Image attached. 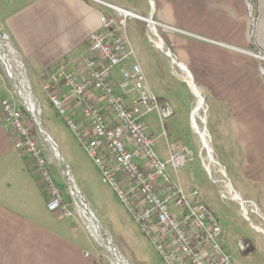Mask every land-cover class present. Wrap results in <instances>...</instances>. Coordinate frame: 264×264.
I'll return each instance as SVG.
<instances>
[{
	"label": "crops",
	"instance_id": "1",
	"mask_svg": "<svg viewBox=\"0 0 264 264\" xmlns=\"http://www.w3.org/2000/svg\"><path fill=\"white\" fill-rule=\"evenodd\" d=\"M162 1L163 8H154L153 15L158 17L167 45L174 49L172 57L186 69L202 95L205 124L211 113V134L205 130L212 158L226 177L223 182L264 221V0ZM14 3L0 0L1 7ZM27 7L9 19L7 28L13 36L12 46L27 64L26 71L38 81L47 78L56 64L83 54L88 35L98 29L100 15H105L90 0H35ZM151 13L150 9L148 18L142 19H151ZM131 63L126 61L123 67ZM139 65L146 70L144 64ZM114 73L118 74L115 79ZM120 79L119 68L113 69L110 84L117 86ZM10 96L5 82L0 100ZM158 100L169 106L166 100ZM125 101L129 105L128 97ZM94 103L112 120L101 101ZM69 106L81 123L79 110ZM194 110L191 106L192 113ZM14 139L12 128L0 121V264H99L84 249L66 217L48 210V195L34 162L14 148ZM182 142L190 149L187 141ZM173 180L187 194L192 188L199 191L195 184L182 186L177 173ZM201 198L216 216L222 230L221 246L229 254L225 248L229 233Z\"/></svg>",
	"mask_w": 264,
	"mask_h": 264
},
{
	"label": "built area",
	"instance_id": "2",
	"mask_svg": "<svg viewBox=\"0 0 264 264\" xmlns=\"http://www.w3.org/2000/svg\"><path fill=\"white\" fill-rule=\"evenodd\" d=\"M105 6L115 12L117 22L110 15H102L98 29L87 37L86 51L56 64L47 78L39 80L42 90L47 93L56 87L57 92L49 96L51 107L95 164L102 182L112 188L154 246L161 264H235L221 246V227L199 191L192 188L185 193L166 171L168 165L176 174L191 162L192 151L182 141L173 146L167 142L169 157L163 163L152 150L154 142L146 133L143 117L156 111L163 123L172 111L168 105L160 106L150 90L123 32L126 19L136 16L118 7ZM0 58L7 64L1 52ZM128 60L132 61L130 67H123ZM115 68H119L121 79L114 88L109 77ZM6 79V73H0V89L5 87ZM91 91L97 93L112 120L91 100ZM14 94L0 100V121L12 128L14 148L28 154L34 162L40 184L48 195V210L70 216ZM125 97L129 98V105ZM70 103L79 110L81 123L70 113ZM198 156L201 159L200 148ZM238 249L243 251L245 247L239 243Z\"/></svg>",
	"mask_w": 264,
	"mask_h": 264
},
{
	"label": "rangeland",
	"instance_id": "3",
	"mask_svg": "<svg viewBox=\"0 0 264 264\" xmlns=\"http://www.w3.org/2000/svg\"><path fill=\"white\" fill-rule=\"evenodd\" d=\"M90 1L103 10L105 15H110L115 22L118 20L115 12L105 5L121 8L136 16L126 19L123 32L138 63L146 66V70L143 71V74L150 90L156 98L166 100L165 102L169 104L174 112L173 116L163 123L157 118L156 111L148 113L144 118L146 133L154 142L152 146L153 152L163 163L168 160L169 155L166 138L163 135L164 133H166L171 146H173L176 141L181 140L189 143V147L192 151V160L177 171V176L181 185L185 186V184L188 183L191 185L195 184L199 189L201 197H203L210 209L217 215L221 224L225 226V230L229 233L225 248L232 260L235 262L241 261L242 264H264V221L258 217L256 210L251 207V205H248V208L242 207L238 200L231 197L233 193L223 182L225 178L221 173V168L216 166V164H212V162L207 159L208 147L202 149L200 137L197 134L199 137L198 141L194 133L196 129L201 130L206 128L211 134L212 116L211 113L208 114L211 117L209 119L208 116L205 124L198 116L193 115L191 106L195 108L198 99L188 85L190 78L183 77L178 67L172 64L170 57L164 53V44L170 49L171 53L168 51L165 52L172 54L174 53V49L170 45H167L165 34L163 33L164 30L157 24L158 17L157 15H153L154 8L158 11L160 8H163V1ZM84 3H88V0H84ZM34 4L35 0H15L13 5L4 4V6H0V33L7 36L6 40L3 41V50L6 59L10 60L9 65H11V69L18 78L20 70L13 62V56L9 54V49L6 46L7 41L14 49L11 44V42L14 44L13 36L8 30L7 25L9 19L12 18L14 14L17 15L18 12L23 11L21 9L26 6H28L27 8L32 7ZM150 9L152 12L151 20L155 23V26L149 25L148 28L147 22L141 19L148 18ZM102 15L104 14H101L100 17ZM156 34H158L164 43H161L164 51L159 50L156 46L155 42L160 41ZM161 54L168 61L165 60ZM17 56L20 59L18 54ZM22 60L20 59L23 66V76L28 84V92L36 104L38 121L40 122V126L56 145L62 162L70 171L68 183L74 187L78 195L84 197V200L88 199L89 209L100 223L102 229L105 230L108 240L112 245L116 246L120 252L118 253L124 258L127 264H161V259L155 251L154 246L148 241L138 225L129 216L126 209L115 196L112 188L102 182L97 167L87 156L81 144L66 126L62 118L59 117L56 111L51 107L48 94L42 90L39 81L34 79L33 74L26 71L28 70L27 64L24 60L22 62ZM0 73L2 75L4 74L1 65ZM117 77L118 74H112L113 79ZM194 82L195 81H193V83ZM6 84L10 92L14 93V89L8 79H6ZM115 87L116 85L114 88ZM89 95L92 96V101H100L99 97L92 95V93ZM200 96L202 98L201 93ZM14 97L19 105L22 106V102L18 96L14 94ZM158 101L160 106L166 105V103H162L160 100ZM22 109L24 110L23 106ZM187 109L190 115H187ZM188 116L189 120L187 123ZM199 116L206 119L207 113L205 106L203 111L200 110ZM192 117H194L193 122L196 129L192 127ZM29 120L31 121L30 117ZM29 126L30 128L32 126L31 133L35 137L38 147L48 162L51 178L70 213V216H65L66 221L75 227L77 236L82 242L84 249L90 254H94L99 264H115L110 252L93 231V225L74 202L68 183L65 180L64 172L67 168L61 165L59 160L55 158L51 146L42 139L32 121ZM199 148L202 150L200 153L201 159L197 154ZM50 161L54 162L53 165L50 164ZM166 171L172 179L175 178V173L170 166H166ZM230 179L235 185V181H233L232 177H230ZM86 182H88V185H86ZM57 213L60 212L57 211ZM60 215L62 214L60 213ZM253 226H255V229ZM239 242L245 247L243 251H239L238 249Z\"/></svg>",
	"mask_w": 264,
	"mask_h": 264
},
{
	"label": "water",
	"instance_id": "4",
	"mask_svg": "<svg viewBox=\"0 0 264 264\" xmlns=\"http://www.w3.org/2000/svg\"><path fill=\"white\" fill-rule=\"evenodd\" d=\"M250 1V0H249ZM250 9H251V4H250ZM145 21L148 24V28H149V22L151 21V19H145ZM3 34L0 33V36H2ZM157 38L160 40V43L164 44L162 39L158 36V34L156 35ZM165 45V44H164ZM176 60V59H175ZM0 64L2 65V68L4 70V72L7 75V78L11 84V86L14 89L15 94L18 96V98L20 99V101L22 102V106L25 110V112L29 115L33 125L35 126L36 130L38 131L39 135L42 137V139L51 146V148H53L54 150V156L57 160H59V162L61 163V165H63L64 167H66V165L62 162L59 151L56 147V145L52 142V140L50 139V137L48 136V134L45 132V130L40 126V122L38 121V117H37V112H32L28 109L25 101H24V96L22 93V90L17 86V84L15 83V72L4 62V60L2 58H0ZM196 86V85H195ZM197 87V86H196ZM67 168V167H66ZM65 175V180L68 183V179L70 177V171L67 168L64 172ZM222 175L224 176L225 180L226 177L225 175L222 173ZM68 187L71 193V196L74 200V202L77 204V206L82 210L84 216L88 219V217L91 219V222L93 223V227L94 229L98 232H101L103 234V244L105 245V247L108 249V251L110 252V254L112 255L115 264H127L124 260L123 257L120 256V254L118 253L117 249L114 247V245H112V243L108 240L105 231L102 229L100 223L97 221V219L95 218L94 214L92 213V211L89 209L86 201L76 193V191L74 190V187L68 183ZM237 195V194H236ZM237 199L239 201H241L240 203L244 205L245 208H248V204L245 201H242L239 196L237 195ZM118 257V259H117Z\"/></svg>",
	"mask_w": 264,
	"mask_h": 264
},
{
	"label": "bare ground",
	"instance_id": "5",
	"mask_svg": "<svg viewBox=\"0 0 264 264\" xmlns=\"http://www.w3.org/2000/svg\"><path fill=\"white\" fill-rule=\"evenodd\" d=\"M139 19H141V18H139ZM141 20H143V19H141ZM149 25L155 26V23L151 20V21L149 22ZM156 35H157V34H156ZM4 40H6V37H5V36H2V38H0V52H1L2 54L5 55V52H4V50H3V46H4L3 41H4ZM155 43H156V46H157L158 49L164 51V50H163V47L161 46L160 41H156ZM6 46H7V48L9 49V52H10L9 54H10L11 56H13V62L18 66V68H19V70H20V72H19V78H18L17 76L15 77V83L17 84V86H18L19 88H21L22 93H23V96H24V101H25V103H26L28 109H29L30 111H32V112H38V111L36 110V104H35V102L33 101L32 96H31L30 93L28 92V91H29V90H28V84H27V82H26V80H25V77L23 76V67H22V64H21L20 60L18 59V57H17L15 51H14L13 48L10 46V44H8L7 41H6ZM164 53H165L168 57H170L172 63L178 67V69H179V71H181V74H182L183 77H189L188 74H187V72H186V69H185L183 66H181V65H180V64H179V63H178V62L172 57V55H171L170 53L165 52V51H164ZM5 56H6V55H5ZM9 63H10V60L7 61V64H8V65H9ZM17 75H18V74H17ZM189 78H190V77H189ZM188 85H189V87H190V90L196 95V97H197V99H198V100H197V105H196L195 110H194V112H193V115H194V116H198V117L200 118V120H202L203 123H204V122H205V118L199 116V112H200V110L203 111V109H204V103L202 102L203 100H202V98H201V96H200V94H199V90L195 87V85H194V83H193V81H192L191 79L189 80ZM193 118H194V117H192V119H191L192 122H193ZM192 127H193L194 129H196V127H195V125H194V122H193ZM196 133H197V134L199 135V137H200L201 148L204 149V148L208 147V155H207V159H208L210 162H212V164H215V162H214V160H213V158H212L211 149H210V145H209V141H210V140H208L209 137H208V135H207L205 129H204V128L201 129V130L196 129ZM205 150H206V149H205ZM52 151L54 152L53 148H52ZM201 152H202V150L200 149V153H201ZM206 154H207V153H206ZM231 197H232L233 199L238 200V199H237V196L234 195V194H232ZM238 201H239V200H238ZM239 202H241V201H239ZM240 204H241V203H240ZM241 205H242V207H244L243 204H241ZM88 220H89V222L93 225V223L91 222V219H90L89 217H88ZM88 220H87V221H88ZM89 231H90V230H89ZM93 231L97 234V236L99 237V239L102 241L103 238H104V237H103V234H102L101 232H99V231L97 232L95 229H93ZM260 231H261V230H260ZM263 232H264V231H263ZM260 233H261V232H260ZM94 237H95V236H94ZM117 259H118V257H117Z\"/></svg>",
	"mask_w": 264,
	"mask_h": 264
},
{
	"label": "trees",
	"instance_id": "6",
	"mask_svg": "<svg viewBox=\"0 0 264 264\" xmlns=\"http://www.w3.org/2000/svg\"><path fill=\"white\" fill-rule=\"evenodd\" d=\"M56 92H57L56 87H52L50 89V91L47 92V94H48V96H50L52 94H55ZM23 115H24L25 120L27 119L26 122L28 123V125H31V121L29 120V117H28L27 113L24 110H23ZM31 128H32V126H31ZM31 132H32V129H31Z\"/></svg>",
	"mask_w": 264,
	"mask_h": 264
}]
</instances>
